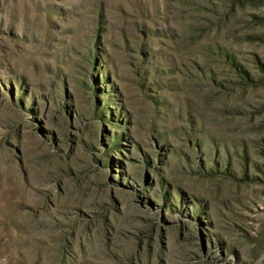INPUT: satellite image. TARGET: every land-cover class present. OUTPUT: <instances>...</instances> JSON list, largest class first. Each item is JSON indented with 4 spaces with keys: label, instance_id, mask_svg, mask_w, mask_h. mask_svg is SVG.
<instances>
[{
    "label": "rangeland",
    "instance_id": "374dc122",
    "mask_svg": "<svg viewBox=\"0 0 264 264\" xmlns=\"http://www.w3.org/2000/svg\"><path fill=\"white\" fill-rule=\"evenodd\" d=\"M0 264H264V0H0Z\"/></svg>",
    "mask_w": 264,
    "mask_h": 264
}]
</instances>
